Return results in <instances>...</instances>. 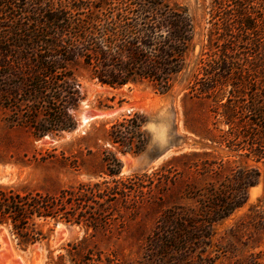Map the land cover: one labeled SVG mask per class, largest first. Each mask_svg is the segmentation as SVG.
Wrapping results in <instances>:
<instances>
[{"label":"trees","instance_id":"1","mask_svg":"<svg viewBox=\"0 0 264 264\" xmlns=\"http://www.w3.org/2000/svg\"><path fill=\"white\" fill-rule=\"evenodd\" d=\"M208 54L191 73L187 92L211 100L221 123L220 145L255 162L264 159V0H211ZM194 37L192 18L169 0H0V108L8 123L33 138L74 130L70 114L81 101L72 66L79 61L90 79L111 89L148 82L160 93L186 71ZM206 55V56H203ZM143 121L117 120L109 141L139 154ZM100 184L56 195L0 189V225L22 248L44 239L34 220L80 224L95 198L111 202L139 187L118 178L120 163L104 156ZM209 169L208 166L204 168ZM257 169L234 167L216 183L188 187L192 208L166 210L146 239L150 264H208L215 226L241 209ZM118 178V179H115ZM84 206V208L82 206Z\"/></svg>","mask_w":264,"mask_h":264},{"label":"rangeland","instance_id":"2","mask_svg":"<svg viewBox=\"0 0 264 264\" xmlns=\"http://www.w3.org/2000/svg\"><path fill=\"white\" fill-rule=\"evenodd\" d=\"M193 21L194 37L185 57L186 71L166 93L148 82L119 89L101 86L77 61L72 66L81 101L72 110L74 130L59 136L33 138L27 129L7 121L0 108V189L18 194L56 195L80 185L100 184L106 175L104 156L120 163L118 178L139 187L111 202L95 198L80 212V224L34 220L29 226L44 237L22 248L0 225V264H150L146 239L166 210L192 208L188 187H203L226 177L234 167L257 169L258 183L247 203L218 223L206 250L208 264H264V159L255 162L220 145L227 127L213 111L215 104L187 92L191 73L208 54L211 0H169ZM206 56V55H203ZM139 116L143 121L135 155L109 141L117 120ZM206 166L208 170L204 169ZM115 178V179H118Z\"/></svg>","mask_w":264,"mask_h":264}]
</instances>
